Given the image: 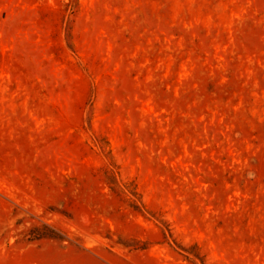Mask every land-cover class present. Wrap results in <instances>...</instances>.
Instances as JSON below:
<instances>
[{"label":"rangeland","instance_id":"rangeland-1","mask_svg":"<svg viewBox=\"0 0 264 264\" xmlns=\"http://www.w3.org/2000/svg\"><path fill=\"white\" fill-rule=\"evenodd\" d=\"M0 264H264V0H0Z\"/></svg>","mask_w":264,"mask_h":264}]
</instances>
